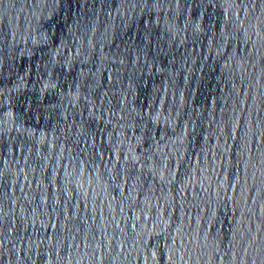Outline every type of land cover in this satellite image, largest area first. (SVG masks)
<instances>
[{
    "label": "water",
    "instance_id": "95a60500",
    "mask_svg": "<svg viewBox=\"0 0 264 264\" xmlns=\"http://www.w3.org/2000/svg\"><path fill=\"white\" fill-rule=\"evenodd\" d=\"M0 264H264V0H0Z\"/></svg>",
    "mask_w": 264,
    "mask_h": 264
}]
</instances>
